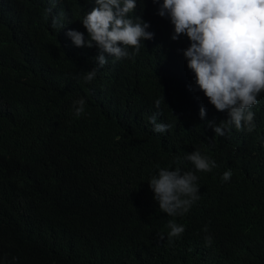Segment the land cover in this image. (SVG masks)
<instances>
[{
    "label": "trees",
    "instance_id": "obj_1",
    "mask_svg": "<svg viewBox=\"0 0 264 264\" xmlns=\"http://www.w3.org/2000/svg\"><path fill=\"white\" fill-rule=\"evenodd\" d=\"M159 3L137 0L130 13L153 38L133 58L104 53L108 63L88 83L100 49L67 33L88 39L81 19L95 0H0V264H264V92L252 132L215 136L208 122L227 112L195 85L190 41L171 39ZM61 13L64 27L52 28ZM154 113L169 131H153ZM194 150L217 167L195 172L184 159ZM177 166L195 172L200 198L173 217L148 181ZM169 220L185 227L171 242Z\"/></svg>",
    "mask_w": 264,
    "mask_h": 264
},
{
    "label": "clouds",
    "instance_id": "obj_2",
    "mask_svg": "<svg viewBox=\"0 0 264 264\" xmlns=\"http://www.w3.org/2000/svg\"><path fill=\"white\" fill-rule=\"evenodd\" d=\"M159 3V0H152ZM55 5L56 0H51ZM96 7L81 19L88 39L82 32L69 30L74 44L78 47L100 49L95 57L97 66L88 71L83 79L91 83L99 68L108 63L104 53L115 60L133 58L139 53L141 42L152 39L154 33L146 32L150 25L137 16L134 22L130 16L136 9L137 0H95ZM52 7L46 9L51 14ZM158 15L168 16L174 26L172 40L186 35L190 41L184 49L187 67L194 73L195 85L220 112H227V118L218 123L213 119L208 126L215 136L230 134L232 126L237 130L252 132L255 128L252 106L258 103V95L264 92V0H162ZM47 19V15L45 17ZM63 14L52 16V28L64 27ZM129 48L133 49L130 53ZM191 87V86H190ZM85 101H74V115L84 112ZM161 100L155 101L159 109ZM154 113L149 117L156 133H165L171 125L157 122ZM205 109L200 108L204 117ZM185 160L191 162L195 172H211L216 162L202 155L199 150L186 154ZM177 165L182 163L178 157ZM193 171L183 172L174 169L158 168L148 184L154 192V200L159 209L169 216H182L200 198L196 184L197 175ZM230 169L221 176L224 182L232 177ZM167 238H179L185 232L183 225L169 220ZM203 231L207 232V225ZM164 239V233H159ZM206 246L212 243L211 236H205Z\"/></svg>",
    "mask_w": 264,
    "mask_h": 264
}]
</instances>
